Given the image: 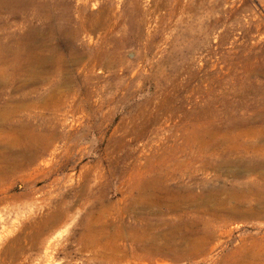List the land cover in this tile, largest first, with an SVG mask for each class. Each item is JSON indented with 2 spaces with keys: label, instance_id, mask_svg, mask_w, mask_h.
<instances>
[{
  "label": "rangeland",
  "instance_id": "obj_1",
  "mask_svg": "<svg viewBox=\"0 0 264 264\" xmlns=\"http://www.w3.org/2000/svg\"><path fill=\"white\" fill-rule=\"evenodd\" d=\"M61 3L0 21V264H264V0Z\"/></svg>",
  "mask_w": 264,
  "mask_h": 264
},
{
  "label": "bare ground",
  "instance_id": "obj_2",
  "mask_svg": "<svg viewBox=\"0 0 264 264\" xmlns=\"http://www.w3.org/2000/svg\"><path fill=\"white\" fill-rule=\"evenodd\" d=\"M62 1L61 0H0V21L5 20L3 18L4 12H7L8 17H10V16L13 17L16 14L18 15L19 13L20 14L22 13L24 15V18H23L24 20H26L25 16H27V14H30L31 15L30 19H33V17H34V18H37L41 22L42 27L34 25L36 27L34 30L37 31V33L40 32L41 29H43L44 27L48 28L47 32H49V34L52 36L55 33L60 34V35L63 34L66 31V26L74 27L77 34H78V32L80 33V32H84L85 30H87L86 26L83 22V19H82V15H81L82 13L80 11L81 9L79 7H77L75 9V12H77V13L73 14V13H71L70 4L64 5L61 3ZM58 8L61 9L62 11L60 12L58 10V12H57ZM19 16L21 17V15H19ZM32 22H33V20H32ZM90 23H92V22L90 21ZM9 24H11V23H9ZM92 24H94V23H92ZM88 28H90V27L88 26ZM10 29H11V27H10ZM11 31H12V29H11ZM2 34H3V32H2ZM7 34H9V33H7ZM14 34H11V35L13 36ZM18 34H19V32H18ZM74 35H76V34H74ZM4 36H5V34H4ZM18 36H20V35H18ZM5 37H4V40L6 39ZM8 37H7V39H8ZM1 38H2V36H1ZM41 65H42V63H41ZM254 91H255L254 92V94H255L254 99L257 101V102H255V105H257L260 101L259 97H257V96L258 95H264V82H262L260 80ZM242 97H245V96L243 95ZM223 126L227 130L229 129V130L246 131V129H248L249 131H255V129H256L258 131H262V130H264V115H261L259 118H254V119H249V120L244 119V118H242V119L237 118L234 121L225 122L223 124ZM223 157H225V156H223ZM143 230H144V228H143ZM158 249H159V247H158Z\"/></svg>",
  "mask_w": 264,
  "mask_h": 264
}]
</instances>
